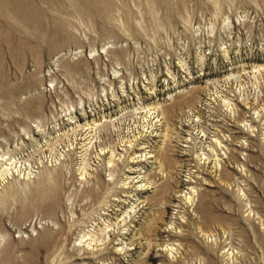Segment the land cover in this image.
I'll list each match as a JSON object with an SVG mask.
<instances>
[{
	"label": "rangeland",
	"instance_id": "1",
	"mask_svg": "<svg viewBox=\"0 0 264 264\" xmlns=\"http://www.w3.org/2000/svg\"><path fill=\"white\" fill-rule=\"evenodd\" d=\"M0 264H264V0H0Z\"/></svg>",
	"mask_w": 264,
	"mask_h": 264
}]
</instances>
